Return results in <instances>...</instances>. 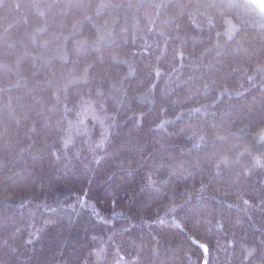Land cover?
<instances>
[{
  "label": "trees",
  "instance_id": "16d2710c",
  "mask_svg": "<svg viewBox=\"0 0 264 264\" xmlns=\"http://www.w3.org/2000/svg\"><path fill=\"white\" fill-rule=\"evenodd\" d=\"M262 131L249 0H0V264H264Z\"/></svg>",
  "mask_w": 264,
  "mask_h": 264
},
{
  "label": "rangeland",
  "instance_id": "374dc122",
  "mask_svg": "<svg viewBox=\"0 0 264 264\" xmlns=\"http://www.w3.org/2000/svg\"><path fill=\"white\" fill-rule=\"evenodd\" d=\"M253 6L264 13V0H249Z\"/></svg>",
  "mask_w": 264,
  "mask_h": 264
},
{
  "label": "snow or ice",
  "instance_id": "6c2138e0",
  "mask_svg": "<svg viewBox=\"0 0 264 264\" xmlns=\"http://www.w3.org/2000/svg\"><path fill=\"white\" fill-rule=\"evenodd\" d=\"M260 139H261V140H264V131H262V132L260 133ZM102 144H103V141H101V146H102ZM257 164H258L259 166H261V167H264V164H261L260 161H257Z\"/></svg>",
  "mask_w": 264,
  "mask_h": 264
}]
</instances>
